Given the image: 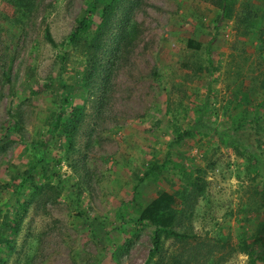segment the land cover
<instances>
[{
    "label": "rangeland",
    "instance_id": "1",
    "mask_svg": "<svg viewBox=\"0 0 264 264\" xmlns=\"http://www.w3.org/2000/svg\"><path fill=\"white\" fill-rule=\"evenodd\" d=\"M87 2L0 0V228L28 202L4 264H264V0H119L107 72L69 43ZM67 105L77 133L46 136ZM195 177L192 239L147 261L140 210Z\"/></svg>",
    "mask_w": 264,
    "mask_h": 264
},
{
    "label": "trees",
    "instance_id": "2",
    "mask_svg": "<svg viewBox=\"0 0 264 264\" xmlns=\"http://www.w3.org/2000/svg\"><path fill=\"white\" fill-rule=\"evenodd\" d=\"M219 14L220 19H226L229 17V0H220ZM119 0H88L86 6L83 10L81 17L77 21V26L69 35V43L78 44L81 39L87 42L86 51L90 58L89 63L94 71H98L100 68H104L107 72L105 66L102 65L101 59H98L99 53H105L106 50L102 49L104 45V40L102 33L109 28V25L113 19H115ZM96 20H99L96 25ZM46 39L52 42L48 31L45 34ZM127 38V33H123L121 36V45ZM120 48L119 44L115 49ZM109 51H107L108 53ZM98 59V60H97ZM98 66L96 67V65ZM100 72V71H98ZM82 86L81 82H78L74 86ZM73 86H64L65 90L62 93L61 100L62 104H68L69 98L75 89ZM86 87V85H85ZM69 105V104H68ZM68 105L61 111L55 113L51 122L48 125L46 136H51L54 132L59 136H67V138H72L79 128L82 120V111L73 108L69 111ZM191 134L190 131H185L177 135L176 141H181L183 138L188 137ZM150 169L146 175L150 173L158 174L161 171V167H154ZM145 175V176H146ZM203 192V186L200 183L198 177H195L185 189H181L179 186L174 188L173 185L170 190H161L152 197L144 207L139 212V216L136 220L138 225L149 224L153 226V236L151 239V248L148 253L147 261L160 258L163 252V242L165 240H171L179 245L187 244L192 239L187 231L177 230V223L179 218L184 216V204L192 196L201 195ZM28 202H24L20 206V213L17 212L12 220L7 219L4 221L0 228V242L2 244H9L13 241L22 220V216L26 211V206ZM7 237V238H6ZM3 248L0 246V264H4ZM160 260L159 264L162 263L163 259H157L155 263Z\"/></svg>",
    "mask_w": 264,
    "mask_h": 264
}]
</instances>
